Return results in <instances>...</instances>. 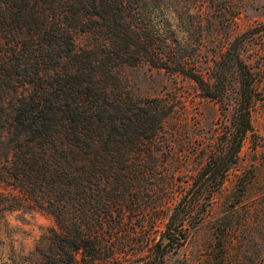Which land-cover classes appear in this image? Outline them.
<instances>
[{"label":"trees","instance_id":"16d2710c","mask_svg":"<svg viewBox=\"0 0 264 264\" xmlns=\"http://www.w3.org/2000/svg\"><path fill=\"white\" fill-rule=\"evenodd\" d=\"M146 14L138 0H0V224L8 213L50 214L43 264L119 260L111 228L146 224L147 264H166L168 247L204 221L254 130L257 77L243 52L264 25L203 72L201 54L163 37ZM142 63L188 78L229 111L218 141L202 146L204 165L183 184L154 163L167 142L169 102L116 93L111 82L118 67Z\"/></svg>","mask_w":264,"mask_h":264},{"label":"rangeland","instance_id":"374dc122","mask_svg":"<svg viewBox=\"0 0 264 264\" xmlns=\"http://www.w3.org/2000/svg\"><path fill=\"white\" fill-rule=\"evenodd\" d=\"M156 22L163 37L186 41L190 52L201 54L199 69L210 70L233 42L264 25V0H138ZM243 58L257 77L252 106L253 132L245 141L239 165L225 182L204 221L192 235L168 247L166 264H264V34L253 35ZM81 43L93 38L77 35ZM111 82L116 91L142 100L170 104L167 142L154 162L178 184L191 179L204 165L203 144L218 141L229 120L224 104L204 98L193 81L148 63L118 67ZM232 85L237 89L235 76ZM117 93V92H116ZM1 94V93H0ZM237 99L233 93L232 102ZM168 181V180H166ZM167 183V182H166ZM7 190H11L7 187ZM55 225L45 211L8 213L0 224V264H43L38 254L42 237ZM164 225L159 228L165 231ZM110 242L119 260L96 264H147L151 228H111ZM162 235L157 241H163ZM44 246V245H43ZM44 248V247H43ZM47 248V247H46ZM47 250V249H46ZM78 263L86 264L83 255Z\"/></svg>","mask_w":264,"mask_h":264}]
</instances>
